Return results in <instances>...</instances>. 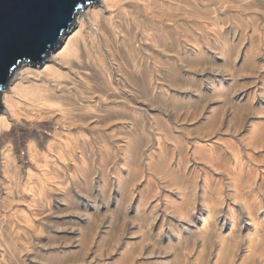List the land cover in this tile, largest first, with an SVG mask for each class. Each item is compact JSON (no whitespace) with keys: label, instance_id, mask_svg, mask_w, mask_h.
<instances>
[{"label":"bare ground","instance_id":"obj_1","mask_svg":"<svg viewBox=\"0 0 264 264\" xmlns=\"http://www.w3.org/2000/svg\"><path fill=\"white\" fill-rule=\"evenodd\" d=\"M97 1L75 14L40 64H20L0 93V264H26L27 224L59 194L88 183L87 147L94 142L123 146L121 160L134 171L144 161L157 172L154 190L157 182L179 171L191 167L198 177L197 170H202L199 195L205 209L197 218L199 225H194L196 231L180 224L166 231L156 221L159 200L149 206L148 215L158 224L156 234L168 237L169 248L182 243V228L186 234L213 229L216 251L214 243L203 240L201 245L206 241L209 248L205 254L197 251L196 264H264V92L248 97L264 78V0ZM249 28L260 70L255 71L256 60L248 51L239 55V44L228 49L224 39L221 58L203 61L220 35ZM231 61L235 64L227 70ZM179 62L191 73L210 76L208 93L193 85L178 87L176 82L168 94V70L174 72ZM244 70L252 71L247 75L251 81L239 85L246 78L241 75ZM227 80L240 86L237 91L233 86V96L223 90ZM186 94L188 99L182 100ZM202 119L216 124L193 126ZM243 132L246 151L235 149L227 169L221 162L216 166V158H211L225 146L226 137ZM166 141L179 146L180 155L168 153ZM213 173L227 194L216 189L212 201L207 192ZM77 176L79 182L74 181ZM122 182L118 173L117 188ZM168 182V192L178 194L168 193L170 203L182 208L178 198L183 190L172 188L175 180ZM189 193L196 196V190ZM233 235L240 239L239 252ZM249 259L252 262L246 263Z\"/></svg>","mask_w":264,"mask_h":264},{"label":"rangeland","instance_id":"obj_2","mask_svg":"<svg viewBox=\"0 0 264 264\" xmlns=\"http://www.w3.org/2000/svg\"><path fill=\"white\" fill-rule=\"evenodd\" d=\"M248 25L250 27V23ZM249 33H251L250 28L247 31H240L235 34L234 32H229L220 35L221 39L209 51H206V57H204L203 61L207 60L209 62L213 60V62H216V59L221 58L220 49L224 39L226 42L225 46L228 49H231L230 44L236 42L239 44L240 49L238 46L236 47L237 49L232 55L233 58L239 50V55L249 52L250 56L256 60L255 71L257 69L260 70L259 67L262 63L257 62L258 58L253 55L257 45L255 40L250 39L251 34ZM212 56H216V58H212ZM262 57H264V53ZM241 61H243L242 58L236 63L235 68L238 67ZM233 64L235 62L231 61L230 67L226 69L231 70L232 66H234ZM241 75L243 78H246L244 80L240 79L239 85L243 81H247V83L251 81L247 78V75H252V71L244 70L241 72ZM209 77V75L191 73L183 63H176V70L174 72L168 70V94L177 85L175 84L176 82L179 83L178 87L193 85L200 90L203 88V92L208 93L211 88ZM225 79H229V77L226 76ZM259 82L261 83H258L260 85L258 89L253 91L254 88L248 92L249 98L253 96V98H257L263 94L264 78ZM239 85H236L232 80H227L223 90L226 89L229 93L226 92L228 94L231 93V96H233V92L240 88ZM187 94L183 96L184 98L182 97V100L187 98ZM213 124H216V122L210 123L209 120L202 119L198 122L195 121L193 126L208 128ZM180 135L182 138L184 137L183 134ZM226 139L225 146L222 149L219 148L220 150L218 149L211 158H216V166L217 163L221 162L219 164H221L220 166L224 170L228 168L227 164H230L233 159L232 152L238 149L244 153L248 142L245 132L236 137H226ZM166 142L168 153L171 154V151H174L178 155L182 152V149H179V146H175L174 142ZM122 152L123 146L120 144L103 146L94 142L91 146L87 147V153L91 155L87 162L88 183L85 186L77 187L70 194H59L58 199L56 198L52 206L41 209V213L37 217H33L34 220L27 224L26 264H196V261H193V259L197 251L202 250L205 254L209 248L208 245L213 243L216 245H213L212 249L215 253L216 250L214 249L218 244L215 230L210 229L205 234H202L201 231L192 234L183 232L185 227L189 231H196L194 225H199L197 218H200L199 215L205 209L199 195V186H201L202 179H204L201 178L203 176L202 170H200L201 172L197 170L199 172L197 174L198 177H195V173H193L191 167L186 169L185 172L179 171L174 177H168L162 183L161 181L157 182V189L154 190L155 184L152 183L155 180V176H157V172L148 167L144 161H141L139 164L141 168L136 169L137 171H134L132 167L127 168L121 160ZM196 157L199 159L201 156L197 155ZM220 157L223 161H218ZM207 162L210 163L209 161ZM181 166H183L182 163ZM196 166H199V164ZM118 173L124 179L120 188H117ZM216 177L218 178L219 175L213 173L212 177L210 176L209 178L212 180L208 181L210 189L207 192V197L212 196V201L216 199L218 191H221L223 195L227 194L225 191L227 188L225 189L224 187L225 184L219 186ZM170 179L176 182L172 188H179L184 192L181 197L183 200L178 198V200H181V204H183L182 208H179V205L171 204V200L168 199V193L172 196L178 195L174 190L168 192V181ZM80 180V176L74 179L76 182ZM212 185L215 187V190ZM187 186L189 187L186 188ZM30 187L33 188L35 185L31 184ZM193 190H196V196L192 198L189 192ZM211 190L214 191L212 192ZM132 195L134 196L131 199ZM140 195L141 199L139 198ZM34 197L37 198V196ZM157 199L160 204L156 206L157 209L154 212L155 215L158 213L156 221L163 224L161 228H165L168 231L169 227L175 230L173 226L177 224H180V226L184 225L182 229L179 226L182 235H184L180 245L174 243L169 248L168 237H163V235L162 237L157 236V227L155 225L158 226V224L153 221L154 216L148 215L150 211L149 206L153 205L155 203L153 201ZM211 204L212 202H210ZM152 222L154 223L152 224ZM66 230L68 232L65 233L64 231ZM71 230L74 232L70 233ZM200 230H202L201 225ZM233 237L237 236L233 235ZM203 240L209 241L208 245L206 241L204 245H201ZM240 244V239L237 237L234 247L236 252L240 251ZM254 255L259 256V253L254 252ZM249 262L252 261L249 259L246 263Z\"/></svg>","mask_w":264,"mask_h":264},{"label":"water","instance_id":"obj_3","mask_svg":"<svg viewBox=\"0 0 264 264\" xmlns=\"http://www.w3.org/2000/svg\"><path fill=\"white\" fill-rule=\"evenodd\" d=\"M75 3L78 7L69 16L63 0H0V93L20 64H40L73 23L75 14L98 1ZM53 16L58 19L56 28L49 27ZM13 59L18 62L13 64Z\"/></svg>","mask_w":264,"mask_h":264},{"label":"snow or ice","instance_id":"obj_4","mask_svg":"<svg viewBox=\"0 0 264 264\" xmlns=\"http://www.w3.org/2000/svg\"><path fill=\"white\" fill-rule=\"evenodd\" d=\"M64 4L67 6V14L70 16L73 9L77 8L78 5L75 3V0H63ZM58 24V19L56 16H53L52 19L49 21V27H52V28H56V25ZM58 31V28L56 29ZM18 61H16L15 59H13L12 63H17ZM11 68V65H9V67L7 69H5L6 71L7 70H10Z\"/></svg>","mask_w":264,"mask_h":264}]
</instances>
